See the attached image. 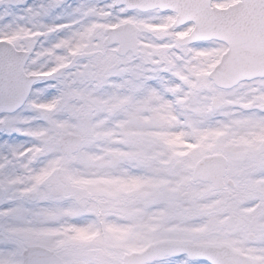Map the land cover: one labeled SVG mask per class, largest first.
Instances as JSON below:
<instances>
[{
  "label": "snow or ice",
  "instance_id": "1",
  "mask_svg": "<svg viewBox=\"0 0 264 264\" xmlns=\"http://www.w3.org/2000/svg\"><path fill=\"white\" fill-rule=\"evenodd\" d=\"M0 264H264V0H0Z\"/></svg>",
  "mask_w": 264,
  "mask_h": 264
}]
</instances>
